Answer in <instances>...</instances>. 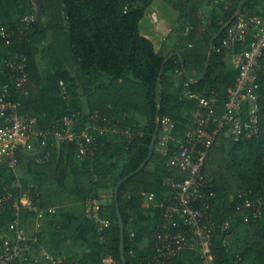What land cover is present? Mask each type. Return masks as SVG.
<instances>
[{"label": "trees", "instance_id": "trees-1", "mask_svg": "<svg viewBox=\"0 0 264 264\" xmlns=\"http://www.w3.org/2000/svg\"><path fill=\"white\" fill-rule=\"evenodd\" d=\"M166 1L178 12L170 35L174 37V47H167L157 37L141 32V20L153 0H39L40 14L32 11L37 20L26 42L38 48L36 56L44 61V66L42 78L34 79L32 56L25 52L29 56L31 80L26 84L29 94L21 95L22 113L37 116L41 127L53 129L66 115H75L79 121L86 112L89 124H93L95 119L91 115L99 112L101 117L106 116L112 123L132 131L131 137L121 135L122 152L116 159L100 162L86 173L70 171L76 160H81L77 157L75 142L45 146L36 143L44 158L42 163L54 166L58 183L61 186L64 183L63 188H68L71 194L84 200L89 196L100 197L99 188L111 182V213L107 216L110 226L104 232L101 252L103 256L112 255L118 264H123V259L115 186L133 173L118 190L125 223L126 264H151L148 260L153 247L140 255L139 246L130 237L128 225L134 211L128 197L155 190L156 175L149 164L156 149L147 164L141 165L149 156L158 116L177 118L188 101L182 95L183 83L195 74L198 78L191 87L198 94L211 97L214 92L219 95L226 92L222 82L228 69L227 54L216 51L212 45L219 43L225 25L240 8L254 13L262 0H208L217 6L205 11L207 22L202 17L207 0ZM0 46L6 44L0 42ZM259 71L264 77V57ZM260 104V132L239 141L223 134L209 152L204 172L211 180L210 187L217 192L221 186L232 197L246 191L261 197L264 205V84L260 89ZM98 143L99 151L88 158L107 156L113 148L107 138H100ZM173 169L170 176H184ZM68 173L69 182L65 181ZM4 186L13 189L17 198L21 197L22 193L10 181L0 182V188ZM32 196L36 204H41V194L33 189ZM13 202L5 206H12ZM235 202L236 198L222 215V220L233 223L228 234L223 235L225 244L215 231V261L217 264H264V206L257 219L244 221L238 217ZM25 211L23 207L22 212ZM162 229L158 227L155 233ZM2 245L3 240L0 250Z\"/></svg>", "mask_w": 264, "mask_h": 264}, {"label": "built area", "instance_id": "built-area-1", "mask_svg": "<svg viewBox=\"0 0 264 264\" xmlns=\"http://www.w3.org/2000/svg\"><path fill=\"white\" fill-rule=\"evenodd\" d=\"M37 20L33 12L20 16L19 21L0 23V42L11 45L27 41L31 29ZM152 21L158 22V14L152 12ZM218 52L230 55L238 73L235 82L227 87L223 110L218 109V92L206 97L195 92L191 83L196 78H187L183 83L182 95L188 99H198V106L192 113L191 125L178 139L177 146L171 152L169 164L183 173L182 178L168 177L167 183L172 192L160 203L166 226L155 233L153 253L148 262L151 264H169L179 258L183 252L193 246L197 250L195 264H217L213 250L215 231L218 221L214 207L218 192L210 187L211 180L204 172L207 157L223 134L233 141L243 137H252L260 132V89L264 77L259 71L264 57V14L244 12L241 8L225 25L224 35L219 43L212 45ZM7 81L0 79V167L16 168L21 162V149H32L36 143L60 145L68 142L77 144L78 159H85L96 154L100 136L109 131L132 136V131L112 123L99 112L91 115L95 121L88 127H76V116L66 115L57 121L53 129L40 126L37 116L22 113L21 95H28L26 84L31 80L29 56L16 51L4 59ZM63 84V82H61ZM99 118H101L99 121ZM178 123L170 115L158 116L157 144L167 146L175 138ZM36 186L28 188L25 197L17 198L8 187L0 188V208L14 200L16 215L24 206L37 208L32 196ZM154 193H149L153 198ZM236 198L238 217L244 221L257 219L263 211L261 197L239 191ZM84 212L87 218L101 227L107 228L110 221L103 216V201L99 197L85 199ZM42 211L39 216H43ZM222 220V219H221ZM17 223V220H16ZM231 220H222L223 231L228 230ZM23 233H17L14 239H3L0 250V264H12L26 259L31 242L36 241ZM50 264H65L62 260L48 256ZM104 261L118 264L112 256Z\"/></svg>", "mask_w": 264, "mask_h": 264}, {"label": "crops", "instance_id": "crops-1", "mask_svg": "<svg viewBox=\"0 0 264 264\" xmlns=\"http://www.w3.org/2000/svg\"><path fill=\"white\" fill-rule=\"evenodd\" d=\"M164 1L167 2L166 0ZM156 5L157 0H153L148 8L152 6L151 13L156 12L158 14V22H152L150 19L151 13L146 17L144 16L141 20V32L150 37H157L159 42L167 47H169L168 45L174 47L176 46H173L174 37L171 38L170 35L177 19L173 20L170 25L161 24V18ZM214 6H217V4L213 3V1L209 2L207 0L204 2L202 7L204 22L208 20L205 11H209ZM32 11H37L36 13L40 14L39 0H0V23L14 22L23 14ZM256 12L264 14V0L258 5ZM26 42H15L11 45L0 46L1 81H7L8 79L4 59L7 55L16 51L26 52L32 56L33 77L36 80L42 78L41 69L44 66V61L38 59L36 56L38 48L30 46ZM227 61L228 69L222 82L224 88L235 82L238 73L237 67L232 63L231 57L228 54ZM195 75L192 76L194 79L197 77ZM61 82L64 83L63 80ZM218 99V109L223 110L226 101V92L219 95ZM198 102L196 98L188 99L185 107L178 112L176 118L178 126L175 131L174 140L167 146L156 144V155L149 164L156 175L155 190L153 192L154 197L152 199L149 198L148 192H139L128 197V204L134 211L128 225V231L130 237L139 246L138 251L140 255L147 254L148 247H154V240L156 239L154 234L156 229L160 226L164 228L168 223V220L164 217L160 203L169 197L172 192L171 187L167 183V178L171 177L169 173L171 170H174L169 164V158L171 152L177 146L178 139L190 127L192 113L197 108ZM89 122L90 118L88 112H86L77 121L76 126L88 127ZM100 137L107 138L112 142L113 148L109 155L76 160L75 165L70 170L71 172L79 171L86 173L92 170L96 164L100 162H111L120 155L122 152L120 134L106 132L101 134ZM38 149L36 145L29 150L21 149V162L14 169L0 167V182L10 181L11 186L22 193L21 198L26 196L27 189L30 186H36L39 189V194H41V204H37V208L24 206L27 209L25 213L21 209L19 215H16L14 208H12L15 201L12 206L8 205L0 208V241L6 238L14 239L17 233H23L26 236L37 239L31 242L30 248L27 251L28 258L12 264H50L48 256L60 259L65 264H109L108 261H104L106 256L102 255L101 244L104 241V232L110 225L107 228H103L86 217L84 212V198L78 195L75 196L76 194H71L68 188H63L64 183L62 186L58 183L54 166H48L45 162L42 163L44 158ZM213 171L214 174H218L217 170ZM68 176L69 173L65 180L67 182H69ZM112 190L110 181L98 190L101 194L99 198L102 199L104 204L102 214L109 221L110 219L107 216H110L111 213ZM232 200L233 197L231 194L229 195V192L221 186L215 206V217L218 221L216 235L218 239L223 241V244H225L223 235L228 234L233 223H230L228 230L223 231L221 219ZM30 210L36 213L28 215L26 212ZM40 211L44 213L43 216H39ZM196 262L197 250L195 247L189 246L179 258L169 264H195Z\"/></svg>", "mask_w": 264, "mask_h": 264}, {"label": "water", "instance_id": "water-1", "mask_svg": "<svg viewBox=\"0 0 264 264\" xmlns=\"http://www.w3.org/2000/svg\"><path fill=\"white\" fill-rule=\"evenodd\" d=\"M157 138H158V128L154 134L153 137V141L151 144V150L149 153V156L147 157V159L142 163L141 167L146 165L147 162L149 161L150 157L152 156L153 151L155 150L156 144H157ZM140 167V168H141ZM133 173L129 174L128 176L132 175ZM127 176V177H128ZM125 177L124 179H122L121 181H119V183L116 185L115 187V199H116V207H117V213H118V219H119V225H120V231H121V253H122V259H123V264H126V256H125V223H124V218H123V214L118 202V190H119V186L120 184L127 178Z\"/></svg>", "mask_w": 264, "mask_h": 264}, {"label": "rangeland", "instance_id": "rangeland-1", "mask_svg": "<svg viewBox=\"0 0 264 264\" xmlns=\"http://www.w3.org/2000/svg\"><path fill=\"white\" fill-rule=\"evenodd\" d=\"M157 11L159 12L160 18H161V24L163 25H170L173 20L177 19L178 13L176 12V9L173 8L169 3L165 2L164 0H157V5H156ZM152 11V6L146 10L145 17L147 15H150ZM150 19L152 20V13L150 15ZM153 22V21H152ZM130 130L129 128H126ZM109 133H117L120 134L119 132L116 131H109ZM121 135V134H120ZM228 137V134H225ZM28 191V189H27ZM16 193V192H15ZM28 194V192H27ZM22 196V195H21Z\"/></svg>", "mask_w": 264, "mask_h": 264}]
</instances>
